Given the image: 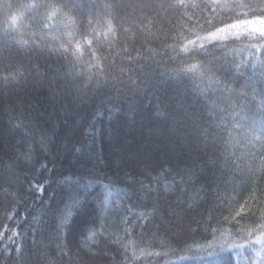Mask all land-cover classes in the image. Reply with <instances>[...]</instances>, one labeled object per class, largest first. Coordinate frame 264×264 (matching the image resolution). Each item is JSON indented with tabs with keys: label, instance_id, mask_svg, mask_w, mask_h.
<instances>
[{
	"label": "trees",
	"instance_id": "16d2710c",
	"mask_svg": "<svg viewBox=\"0 0 264 264\" xmlns=\"http://www.w3.org/2000/svg\"><path fill=\"white\" fill-rule=\"evenodd\" d=\"M161 2L122 0V27L114 46L102 49L117 82L80 96L62 87L50 93L47 84L0 91V184L17 192V201L0 195V232L9 229L0 236V249H9L0 251V264H64L58 245L86 259L100 248L106 255L98 259L118 264H261L262 246L245 243L254 223L235 217L245 205L259 222L264 210L255 187L264 171V115L251 102L264 88L251 63L261 54L249 39H198L209 34L205 18H224L189 5L211 0L174 9L158 8ZM178 67L195 74L198 93ZM225 87L234 89V110L222 112ZM36 185H44L42 195ZM4 210L18 217L8 220ZM141 212L148 219H134ZM177 218L179 231L166 227ZM13 231L21 235L9 239Z\"/></svg>",
	"mask_w": 264,
	"mask_h": 264
},
{
	"label": "clouds",
	"instance_id": "9594fccd",
	"mask_svg": "<svg viewBox=\"0 0 264 264\" xmlns=\"http://www.w3.org/2000/svg\"><path fill=\"white\" fill-rule=\"evenodd\" d=\"M121 7L122 0H0V91L47 84L50 93L53 87H62L80 95L117 82L119 77L109 72L102 49L114 46L124 19ZM179 7L182 6L175 3L168 6ZM189 7L214 8L223 18L227 13L233 19L240 12L235 4L200 3ZM253 7L258 10L255 3ZM197 52H189L188 56L200 61L203 67L205 63ZM176 75L186 76L194 92H199L196 76L190 69L178 67ZM0 195L17 201L16 189L8 184H0ZM15 207L13 203V211ZM12 214L3 211L8 220ZM260 223H254L250 237L256 239L264 231ZM86 261L80 254V264Z\"/></svg>",
	"mask_w": 264,
	"mask_h": 264
},
{
	"label": "snow or ice",
	"instance_id": "6c2138e0",
	"mask_svg": "<svg viewBox=\"0 0 264 264\" xmlns=\"http://www.w3.org/2000/svg\"><path fill=\"white\" fill-rule=\"evenodd\" d=\"M173 3L178 4L182 7L186 6L184 3V0H174ZM254 3L258 6V10H257V7H253ZM169 4L170 3H167L166 5L164 0H162V2L157 7L161 9L165 7L168 8ZM199 4L200 3H194L193 6H199ZM211 4H214L217 6L235 4L240 8V12L234 19L227 17V13L224 14V19H221L219 21H214L212 19L205 18L204 23L207 24L208 26L209 25L211 26L209 27V29L215 28V31H210L209 29H205L209 33L208 36L203 37V38H198V39H203L205 41L207 40L220 41V40H224L227 36L232 35L239 39H249V40L255 41V43H252L250 47L255 49L261 55L258 58V60H254L251 62L252 68L255 70L253 74H255V72H259L261 77L264 78V0H223V2H221V0H211ZM148 6H151V0H149ZM229 20H232L233 22L229 23L228 22ZM217 23L223 24L224 26L216 27ZM125 31H128V29H125ZM234 42L235 41H230V43H234ZM190 43H195V42L190 41ZM201 48H204L203 44H201ZM191 67L194 68L195 65H192ZM201 68L205 69V64ZM236 68L238 69V66H236ZM209 70L210 69H206L204 72L201 73V75H206L207 71ZM219 82L220 81H216V83H219ZM215 86L216 84L210 80V84L207 87H215ZM232 92H234V89L229 90L227 87H225V89L221 92V96H224L225 93L228 94L226 100L222 101V103L225 104V107L221 110L222 112H227L229 108H233V105L231 104ZM251 102H252L253 107L257 108V110L260 112L261 115H264V88L260 90L259 103L257 104L254 99H252ZM219 103L221 102H217L216 107H219ZM20 125L21 124H16L15 126L19 127ZM45 139H46L45 137H42L41 143H43ZM154 179H156V183L158 186L159 177H155ZM183 181H184V177L181 176V182ZM257 181L258 183L255 186L256 190L264 194V188L260 187L261 184H264V171H262L261 175L257 177ZM36 187L39 190V195H42L43 190H44V185H36ZM141 188L142 189L144 188V185L142 182H141ZM167 189H168V185H165V190ZM148 190L149 191L151 190L150 186L148 187ZM72 203L77 204L76 197L72 199ZM99 206H100L101 213L108 211V209L105 207V202L99 201ZM115 211L119 212L120 209L117 208L115 209ZM156 211L157 209L154 208L153 212L151 213L153 217L155 216ZM242 213H247V215H242ZM148 216H149L148 213L141 212L139 213L138 216L134 215V219H148ZM17 217L18 216L16 215V213H13L10 220L16 219ZM235 217H240L242 220H250L253 223L256 222L255 212H253L252 209L247 208L245 205L240 206L239 210L235 212ZM235 217H231V218L235 219ZM228 219L229 217H225V220H228ZM259 220L261 221L259 226L261 228H264V210L260 211ZM65 221H67V217L62 212L59 217V223L57 225L59 233L64 232V228L66 225ZM123 222L125 224L131 223L130 221L127 220L126 216L123 218ZM150 222L151 221H149V223ZM32 223H38V220L35 216L33 217V220L29 222L30 225ZM162 223H163V218H162ZM181 224H182V221L179 218H177L174 220H169L167 222L166 227H168L169 229L175 228L177 229V231H179L181 228ZM233 227H235V225H233ZM8 230H9L8 227L5 226L4 232H0V236L4 235ZM125 231H127V228L125 229ZM189 231H191V229H189ZM18 235H21V234L18 231H13L12 236L9 237V239H12L13 237H16ZM205 240H207V237L205 238ZM248 244L249 246L257 245V244L261 245L262 246L261 251H264V231H262L256 239L249 241ZM229 247H231V245H229ZM240 247H244V245H241ZM21 249H22V243L15 245V252L17 254L21 252ZM0 251H2L4 254H7L9 252V249L5 247L3 249H0ZM58 251L60 253V257L64 258L65 256H67L68 260H71V264H74L73 255L80 257L79 253H75V254L72 253L67 248L66 245H62V246L58 245ZM261 251H258L256 255L261 256ZM214 253H215V250L208 251L206 255L211 256ZM105 255L106 253L100 248H97L95 253L89 250L87 252L88 259L86 261V264H118V262L116 261H108V260L105 261V260L98 259L99 257H105ZM68 260L64 261V264H68ZM47 264H57V262L55 261V258H52V260H47ZM261 264H264V257H262L261 259Z\"/></svg>",
	"mask_w": 264,
	"mask_h": 264
}]
</instances>
